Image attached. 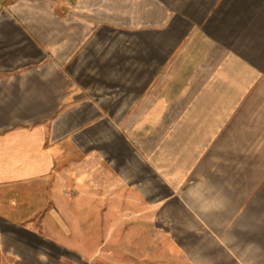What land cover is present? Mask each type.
I'll return each mask as SVG.
<instances>
[{
    "label": "crops",
    "instance_id": "crops-1",
    "mask_svg": "<svg viewBox=\"0 0 264 264\" xmlns=\"http://www.w3.org/2000/svg\"><path fill=\"white\" fill-rule=\"evenodd\" d=\"M127 190L181 264H264V0H0V264Z\"/></svg>",
    "mask_w": 264,
    "mask_h": 264
},
{
    "label": "rangeland",
    "instance_id": "rangeland-1",
    "mask_svg": "<svg viewBox=\"0 0 264 264\" xmlns=\"http://www.w3.org/2000/svg\"><path fill=\"white\" fill-rule=\"evenodd\" d=\"M131 191L125 193L127 203L122 208L124 210L121 206H110V213L106 214H101L95 204L78 206L77 213L66 212L70 205H63L66 210L61 211L64 234L62 264L182 263V245L195 243L192 239H197L187 230L192 226L195 228V224L187 220L184 224L182 220L160 219L161 213L157 214V223L149 220V208L143 204L136 205ZM74 229L76 235L69 236Z\"/></svg>",
    "mask_w": 264,
    "mask_h": 264
}]
</instances>
